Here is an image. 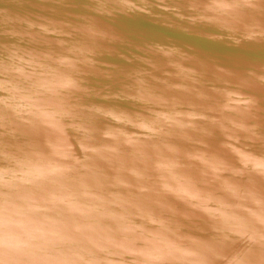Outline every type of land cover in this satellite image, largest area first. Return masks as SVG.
Here are the masks:
<instances>
[{
  "label": "water",
  "instance_id": "obj_1",
  "mask_svg": "<svg viewBox=\"0 0 264 264\" xmlns=\"http://www.w3.org/2000/svg\"><path fill=\"white\" fill-rule=\"evenodd\" d=\"M0 264H264V0H0Z\"/></svg>",
  "mask_w": 264,
  "mask_h": 264
}]
</instances>
